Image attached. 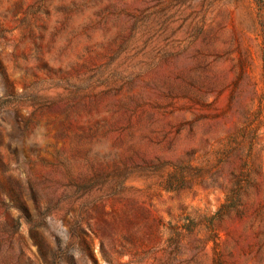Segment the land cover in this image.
Segmentation results:
<instances>
[{"label":"rangeland","instance_id":"rangeland-1","mask_svg":"<svg viewBox=\"0 0 264 264\" xmlns=\"http://www.w3.org/2000/svg\"><path fill=\"white\" fill-rule=\"evenodd\" d=\"M0 264H264V0H0Z\"/></svg>","mask_w":264,"mask_h":264}]
</instances>
